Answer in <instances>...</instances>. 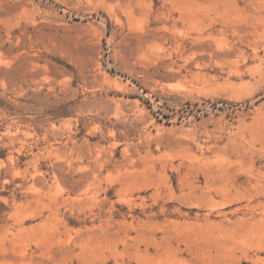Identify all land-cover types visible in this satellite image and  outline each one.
I'll use <instances>...</instances> for the list:
<instances>
[{
    "label": "rangeland",
    "instance_id": "obj_1",
    "mask_svg": "<svg viewBox=\"0 0 264 264\" xmlns=\"http://www.w3.org/2000/svg\"><path fill=\"white\" fill-rule=\"evenodd\" d=\"M0 264H264V0H0Z\"/></svg>",
    "mask_w": 264,
    "mask_h": 264
}]
</instances>
